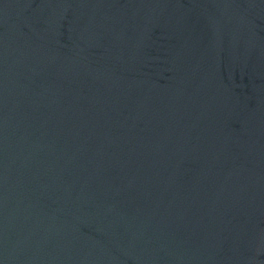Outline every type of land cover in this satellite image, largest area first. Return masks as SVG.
Listing matches in <instances>:
<instances>
[{
  "label": "water",
  "instance_id": "1",
  "mask_svg": "<svg viewBox=\"0 0 264 264\" xmlns=\"http://www.w3.org/2000/svg\"><path fill=\"white\" fill-rule=\"evenodd\" d=\"M0 264H264V0H0Z\"/></svg>",
  "mask_w": 264,
  "mask_h": 264
}]
</instances>
